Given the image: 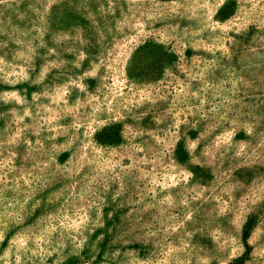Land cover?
<instances>
[{"label":"rangeland","instance_id":"374dc122","mask_svg":"<svg viewBox=\"0 0 264 264\" xmlns=\"http://www.w3.org/2000/svg\"><path fill=\"white\" fill-rule=\"evenodd\" d=\"M0 264H264V0H0Z\"/></svg>","mask_w":264,"mask_h":264}]
</instances>
